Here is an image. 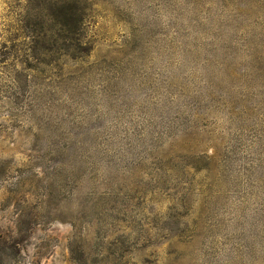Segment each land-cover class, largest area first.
I'll return each mask as SVG.
<instances>
[{
  "label": "rangeland",
  "instance_id": "374dc122",
  "mask_svg": "<svg viewBox=\"0 0 264 264\" xmlns=\"http://www.w3.org/2000/svg\"><path fill=\"white\" fill-rule=\"evenodd\" d=\"M0 264H264V0H0Z\"/></svg>",
  "mask_w": 264,
  "mask_h": 264
}]
</instances>
